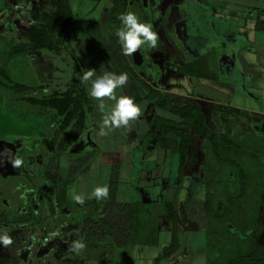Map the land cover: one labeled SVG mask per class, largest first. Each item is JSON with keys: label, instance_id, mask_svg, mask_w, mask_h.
I'll return each mask as SVG.
<instances>
[{"label": "rangeland", "instance_id": "rangeland-1", "mask_svg": "<svg viewBox=\"0 0 264 264\" xmlns=\"http://www.w3.org/2000/svg\"><path fill=\"white\" fill-rule=\"evenodd\" d=\"M61 3V0H0V68H5L14 81L30 87L24 95L27 97L42 98L53 91L72 89L73 96L80 98L84 111L83 126L79 131L73 125L77 117L61 129L62 115L40 104L20 99L0 85V207L3 201L11 207L25 202L40 204L37 200H40L43 192L44 172L58 175L61 169L57 164L59 157L68 158L65 156L75 152V149L84 154L74 156L75 161H71V166L78 163L79 167L85 168L89 163V153L95 151L94 160L99 156L102 168L110 161L113 176H124V180H127L131 167L127 156L125 159L122 156L133 152L139 159V156L146 155L149 167L156 164V172L161 171L162 178L154 189L145 184L132 185L129 201L168 200L183 203L186 209L192 206L186 215L185 226L179 229L178 250L170 257L156 260L170 241L171 231L167 223L160 228L156 245L135 242L126 247L120 246L118 243L125 240L129 224L124 208H120L118 203L107 202L100 205L98 215L93 214L92 222L85 221L82 225L85 237L89 236L90 239L76 264H206L205 181L202 176L193 173L183 176L189 178L183 179L179 185H171L170 180L175 179L178 172V154L166 148L159 153L153 146L156 138H150L153 130L149 120L153 115L174 118L175 114L142 99L135 102L141 110L137 118L130 120L126 126L105 128L107 134H101L105 114L114 101L107 97L99 100L91 97L90 82H84L82 76L89 69L97 75L105 71L127 73L128 81L115 90L116 96L129 95L127 88L132 84H137L139 93L144 95L142 83L157 87L167 74L178 71L177 65L193 61L199 78L174 75L162 85V89L181 94L198 95L202 92L217 99L224 98L225 94L218 91L222 89L234 98L246 93V103H255L244 88L246 72L237 54L239 49L240 55L244 56L251 51L242 49L251 44L253 36V26L249 21L247 23L245 14L248 13L247 7L252 5L250 0H128L126 6H117L109 16L108 11L113 6L110 0H66V3ZM133 3L142 4L143 18L152 25L159 42L155 47L142 50L144 58L139 64L133 57L135 54L138 58L137 53L130 56L123 54L116 36L117 29L122 26L120 14L130 11L129 6ZM57 8L60 14L58 22L54 17ZM33 14L49 17L53 28L60 27L59 31L55 30L54 48L29 49L22 58L11 59L7 51L15 44L27 41L25 34L33 24L30 18ZM104 20L110 22L106 32L102 31L101 26ZM93 25L98 29V45L105 44L119 71L109 61L108 55L97 44L91 43L88 31ZM121 59L122 63L119 62ZM101 102L105 105L104 110L99 108ZM201 105L206 119L212 121L209 111L213 105L207 101H201ZM255 127L252 125L243 139L235 131V125L233 132L238 142L242 139L244 148L249 147L248 151L254 153L264 165V137L255 135ZM141 129L147 132L144 130L140 133ZM221 129L231 133L225 124ZM260 132L264 135V122ZM142 139L147 143H142ZM103 154H109L110 158L102 157ZM201 155L199 153L197 159ZM18 158L22 164L16 167L13 161ZM189 166L194 171L197 162ZM45 179L51 186V180ZM99 182L100 186L105 185L103 179ZM73 197L72 192L69 193V201H73ZM56 204V201L52 204L55 211L58 209ZM46 207L47 203H43L40 209ZM65 213L64 209L61 215L56 211L53 216L56 222L55 226L52 225L57 227L58 235L63 234L61 226L67 217ZM33 215L38 218L37 212H33ZM51 235L49 237L54 245L52 252L56 256H48L49 259L58 257L61 252L57 250L60 240L55 241V236ZM260 240L264 242V239ZM60 242L64 243L65 250L72 240Z\"/></svg>", "mask_w": 264, "mask_h": 264}, {"label": "trees", "instance_id": "trees-1", "mask_svg": "<svg viewBox=\"0 0 264 264\" xmlns=\"http://www.w3.org/2000/svg\"><path fill=\"white\" fill-rule=\"evenodd\" d=\"M112 7L107 16L117 6L127 5L128 0H110ZM64 4L66 0H61ZM61 3V4H62ZM58 9L54 14L58 22L60 14ZM130 11L145 23L142 4L133 3ZM106 16V18H107ZM31 22L25 37L27 41L11 46L7 54L11 59L22 58L29 49L54 48L53 40L55 30L48 21L49 17L40 14L30 16ZM38 24H35L37 23ZM109 20L101 23L102 31L106 32ZM61 24V23H60ZM63 24H61L62 26ZM66 25V24H65ZM264 28V24H261ZM97 26L93 25L89 33L91 43L98 45ZM159 42L157 41V44ZM109 61H113L108 48L104 43L98 45ZM148 45H141L139 51L142 55ZM122 63V59L119 60ZM119 71V67H115ZM178 72L187 75H198L194 70L195 62H188L176 66ZM0 85L16 94L20 99L37 103L41 106L55 110L62 115L61 129L66 128L74 117L77 120L74 126L77 131L83 126L84 111L78 96H73L72 89L63 92L53 91L42 98L24 96L29 86L14 81L12 75L5 68H0ZM41 87V86H40ZM144 95H141L137 84L127 88V92L134 98V102L145 99L148 103L175 114L174 118H163L153 115L149 120L152 130L150 138H156V145L169 148L178 154L177 181L185 175L198 173L205 178V216H206V264H264V165L254 153L245 149L237 140L233 132L238 117V111L232 106L215 104L210 113L212 121H206V115L201 107L188 101L185 97L163 91L142 83ZM222 124L229 127L231 133L222 130ZM233 132V133H232ZM201 157L197 159L198 154ZM198 160V161H197ZM197 162V170L192 171L190 164ZM46 178L58 186L63 182L57 174L44 172ZM114 181H110L112 189ZM124 208L125 218L129 224V231L125 240L118 243L122 247L139 242L150 245L158 243V232L166 223L170 227V241L156 257L167 258L178 250V233L180 227L186 224V215L193 207L188 209L183 203L171 201L161 202H123L118 203ZM61 264H76L71 259Z\"/></svg>", "mask_w": 264, "mask_h": 264}, {"label": "crops", "instance_id": "crops-1", "mask_svg": "<svg viewBox=\"0 0 264 264\" xmlns=\"http://www.w3.org/2000/svg\"><path fill=\"white\" fill-rule=\"evenodd\" d=\"M250 3L252 5L247 7L246 10H248V13L246 12L245 14L247 23L249 21L250 25L253 26L252 42L248 47L242 49L251 51L244 56L240 55L241 49H239L237 54L239 56V61H242L241 66L244 67V72H246L245 78L247 79V83L244 88L245 90L247 89L246 92L248 94H251L255 103H250L249 105L246 103L247 100L245 99H248L245 96L246 93L243 96H238V98L235 96L234 98L230 94L224 93L222 89L218 91L221 94H225V96L219 99H217V97H209L202 92L195 95L167 91L175 93L178 96L187 97L198 104H201V101L209 102L213 105L209 113L214 110L215 104L232 106L239 114L235 123V131L241 135L242 139L244 134L252 128V125L256 126L255 135L258 134V136L264 137L260 132V128L264 122V28L261 27V24H264V0H250ZM247 23H245V25H247ZM174 75L185 76L187 74L178 72L167 74L159 87L162 89V85H165L167 80L173 78ZM199 75L198 73V75L188 76L199 78ZM144 130L145 129H141L139 132L141 133ZM145 131L147 132V130ZM140 141L141 140H139V142ZM141 142L147 143L145 139H142ZM153 146H155V149H158L159 153H162L163 149H165V147L156 145V143ZM79 152L75 149V152H67L68 154L65 157L68 158L59 157L57 164L61 169L59 168L58 175L62 178L63 182L58 186H55L53 183H51L50 186L44 175L43 192L39 198L40 200H37L40 204L25 202L23 205L19 204L17 207H11L9 204H5L4 201L2 202L0 207V235L7 234L12 239V243L7 246L0 244V264H61L66 259H71L76 263L77 258L83 256L84 248L77 252L72 249L71 245L76 241H82L83 243L85 242V245H89L87 240H89L90 237H85L82 231V225L85 221H93V214L95 213L98 215L101 204L107 202H135L129 201L130 188L132 185L145 184L154 189L160 182V178H162L161 171L157 173L158 168L156 164L149 167V164L145 160L146 155L143 157L139 156V159L135 157L133 152L129 155L124 154L122 156L124 159L127 156V161L131 167L127 172V180H124V176L117 174L113 176L110 161H108L109 164L107 163V166L102 168L99 162L100 157L98 156L94 160L95 151L89 153L90 155L87 158V162L89 163L86 164L85 168L81 165V167H79L78 163L71 166V161H75L73 158L74 156L77 154L78 156L79 154H84L82 151ZM104 156L108 157V159L110 158L109 154H103L102 157ZM113 157L115 159V153ZM96 161L98 162L97 165ZM195 175L198 176V174ZM176 178L170 180L171 185H179L183 179H188L189 176L183 177L178 183L176 182ZM102 179L108 187V196L106 198L97 199L92 195V192L94 188L100 186L99 181ZM111 180L114 181L112 189L109 187ZM71 192L73 195H82L84 197L83 203L78 202L74 197L72 198L73 201H69L70 198H68V195ZM55 201L57 202L56 205L58 208L56 209L57 214L61 215L64 209L66 212L65 214H67L66 220L64 219L63 225L61 226L63 234L60 235L57 233V227H54L56 221L54 222L53 216L56 215V211L52 204H54ZM43 203H47V207L41 210L40 207ZM33 212H37L38 218L32 217L34 216ZM49 234L55 236V241L60 240L62 242H68L70 239L72 240L65 250H63L64 243L59 241L57 250L61 252H59L60 254L58 253V257H53V259H49L48 257H51L53 254L55 255L54 251L52 252L54 246L52 245L53 239L49 237Z\"/></svg>", "mask_w": 264, "mask_h": 264}, {"label": "clouds", "instance_id": "clouds-1", "mask_svg": "<svg viewBox=\"0 0 264 264\" xmlns=\"http://www.w3.org/2000/svg\"><path fill=\"white\" fill-rule=\"evenodd\" d=\"M121 27L117 29L116 36L122 46V52L126 56L132 55L141 45L155 47L157 43V33L153 30L152 25L141 21V19L132 11L121 13L119 16ZM82 80L90 82L89 94L95 99L107 97L114 101V104L105 114L101 134H107L105 128H119L128 125L130 120L137 118L140 114V107L134 102L130 95L116 96L115 90L126 85L128 81L127 73L116 74L111 71H105L97 75L94 70L89 69L83 72ZM99 108L104 110L105 105L100 103ZM14 166L19 167L22 164L21 159L13 161ZM92 195L97 199L108 196V187L97 186L94 188ZM74 199L83 203L84 197L75 194ZM12 243V239L7 235H0V244L7 246ZM74 251L85 248L82 241H76L71 245Z\"/></svg>", "mask_w": 264, "mask_h": 264}, {"label": "flooded vegetation", "instance_id": "flooded-vegetation-1", "mask_svg": "<svg viewBox=\"0 0 264 264\" xmlns=\"http://www.w3.org/2000/svg\"><path fill=\"white\" fill-rule=\"evenodd\" d=\"M144 5H145V7H146V4L144 3ZM142 56V55H141ZM181 64H185V63H181ZM180 65V64H179ZM176 72H178V71H176ZM178 73H180V72H178ZM183 74V73H182ZM155 88H159L160 89V87L159 86H157V87H155ZM161 90H163V89H161ZM163 91H165V90H163ZM167 92V91H166ZM170 93H172V92H170ZM173 94H175V93H173ZM176 95V94H175ZM178 96V95H177ZM179 97H181V96H179ZM184 97V96H183ZM188 101H191L190 99H188L187 97H185ZM193 103H195V101H192ZM196 104H198V103H196ZM200 107H201V109L203 110V112L205 113V111H204V108L202 107V105L201 104H198ZM159 108V107H158ZM160 109H162V108H160ZM165 110V109H164ZM211 113V112H210ZM210 113H209V117H210ZM159 117H162V116H159ZM169 119H171V118H169ZM206 121L207 122H209L207 119H206ZM155 141H156V139H155ZM154 141V142H155ZM178 163H179V159H178ZM193 164H196V162L195 163H193ZM197 170V169H196ZM195 174V173H194ZM198 174V173H197ZM190 175H192V174H190ZM198 175H201V174H198ZM201 176H203V175H201ZM178 177V176H177ZM183 178V177H182ZM181 178V179H182ZM49 179V178H48ZM203 179H204V181H205V178H204V176H203ZM50 180V179H49ZM51 182V181H50ZM176 182L178 183L179 181H177V178H176ZM52 183V182H51ZM168 201V200H167Z\"/></svg>", "mask_w": 264, "mask_h": 264}, {"label": "water", "instance_id": "water-1", "mask_svg": "<svg viewBox=\"0 0 264 264\" xmlns=\"http://www.w3.org/2000/svg\"><path fill=\"white\" fill-rule=\"evenodd\" d=\"M134 53H137V56H138V58H136L135 54H133L134 61H135L136 63H138V64L141 63V61H142V56H141V53H140L139 49H137Z\"/></svg>", "mask_w": 264, "mask_h": 264}]
</instances>
